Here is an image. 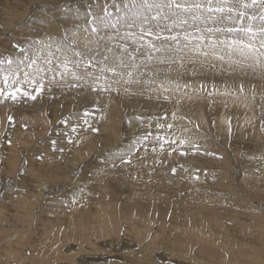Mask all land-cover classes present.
Segmentation results:
<instances>
[{
  "label": "rangeland",
  "instance_id": "1",
  "mask_svg": "<svg viewBox=\"0 0 264 264\" xmlns=\"http://www.w3.org/2000/svg\"><path fill=\"white\" fill-rule=\"evenodd\" d=\"M89 2L93 0H0V59L17 61L33 50L28 47L31 43L42 41L41 52L36 49L40 54L35 57L38 65L44 63L48 56L45 45H53L55 52L65 35L71 37L81 23L77 16ZM194 2L205 0H188L189 4ZM186 24H177L172 34L182 36L186 29L194 36L201 32L209 36L207 29L221 28H205L188 20ZM225 34L217 32L215 37L223 39ZM205 47L175 53L174 64L151 62L150 68L161 77L167 73L175 81L170 85L175 97L172 92L152 91L154 84L132 85L128 92L123 85H113L111 93L103 94L88 84L84 94L89 96L82 95L86 103L84 97L75 102L78 98H70L71 91L66 89L70 86L67 77L63 82L59 75L52 80L51 73L43 75L46 94L43 90L37 95L30 84L20 86L22 91L37 95L36 100L21 96L15 102L0 103V184L4 185L0 188V264H264V75L228 61L217 63L216 50L211 52L216 59H207L201 53L210 48ZM226 58L229 60L224 57V61ZM201 68L209 72L199 74ZM225 72L233 86L214 79ZM59 82L64 89L59 88ZM176 83L181 85L179 89ZM184 84L189 87L184 88ZM161 95L170 99H161ZM98 101L104 104L100 106ZM159 123L164 127H158ZM168 124L173 127L169 129ZM16 125L23 129L18 131ZM146 135L148 139H144ZM156 136L163 139L157 141ZM129 146L142 151L132 155ZM128 165L132 166L133 181L153 175L154 186L138 183L130 192V174L123 178L118 173ZM133 166L138 170L133 172ZM163 169H168L166 178L179 177L187 188L179 190L177 185L165 194L164 185L170 180L164 179L158 187L162 188L158 197L166 198L161 203L148 191L157 190L158 174ZM101 173L105 176L102 187L110 189L92 195L91 178ZM54 180L57 186L52 184ZM123 183L128 187H122ZM177 197L182 199L176 201ZM188 199L194 208L185 206Z\"/></svg>",
  "mask_w": 264,
  "mask_h": 264
},
{
  "label": "snow or ice",
  "instance_id": "2",
  "mask_svg": "<svg viewBox=\"0 0 264 264\" xmlns=\"http://www.w3.org/2000/svg\"><path fill=\"white\" fill-rule=\"evenodd\" d=\"M193 10L218 13L216 20L227 21V27L209 28V36H194L187 30L182 36L172 34L177 24L187 23V20L180 19V13ZM77 19L81 23L76 31L71 37L65 35L56 45L55 52L52 45L45 46L48 49V56L44 58L46 69L37 64L38 57L27 53L17 61L0 59V84L3 85L0 87V103L9 99L15 102L21 96L36 100L45 88V77L41 73L46 75L49 72L53 74V80L56 75L61 79L70 76L76 82L72 87H79L80 81L91 79L93 84L90 87L99 92L111 93L113 85H123V90L128 92L132 85L154 84L156 87L152 91L168 93L175 81L167 73L161 77L156 69L150 68L151 62L155 59L157 64H174V53L185 49L197 51L205 46L226 51L230 65L259 70L264 75V0H205L204 3L191 4L188 0H103L102 3L93 0ZM217 32L226 33L225 38H216ZM233 56L238 59L233 60ZM218 59L223 61L224 56ZM22 84L32 85L37 95L22 91L19 87ZM175 86L176 89L181 87L179 83ZM243 90L241 85L240 91ZM116 91L119 92V88ZM163 98L167 100L169 97L165 95ZM11 120L9 117V122ZM158 127L163 128L164 124L159 123ZM167 127L171 129L173 125ZM154 139L163 138L156 136Z\"/></svg>",
  "mask_w": 264,
  "mask_h": 264
},
{
  "label": "bare ground",
  "instance_id": "3",
  "mask_svg": "<svg viewBox=\"0 0 264 264\" xmlns=\"http://www.w3.org/2000/svg\"><path fill=\"white\" fill-rule=\"evenodd\" d=\"M25 1V0H24ZM33 1V0H32ZM38 1V0H37ZM57 2H58V0H56ZM60 1V0H59ZM29 2V1H28ZM27 2V3H28ZM31 3V2H30ZM200 3H203V2H200ZM8 6V5H7ZM58 13V12H57ZM46 15H47V13H46ZM180 16L182 17V18H184V19H186V20H188V21H190V22H192V24L193 23H196V22H199V24H201L202 23V26L204 25V27L206 28V27H215V26H220L221 28H223L221 25H224V27H225V24H226V22H220V21H218V20H216V17L217 16H219V14L217 13V14H210V13H207L206 11H196V10H193V12H191V13H180ZM209 16H211L212 18H207V17H209ZM183 20V19H182ZM76 21H78V20H76ZM81 22V21H80ZM171 23V22H170ZM59 24H61V22L59 23ZM64 24V23H63ZM69 24V23H68ZM71 24V23H70ZM190 24V23H189ZM62 25V24H61ZM77 25V24H76ZM187 25V24H186ZM73 26V25H72ZM182 26V25H181ZM226 26H227V24H226ZM75 27H73V29H74ZM180 28V27H179ZM193 28V27H192ZM201 28V27H200ZM199 28V29H200ZM66 29V28H65ZM76 29V28H75ZM201 29H203V28H201ZM201 29H200V31H201ZM68 30V29H67ZM181 30V29H180ZM186 30V29H185ZM192 30V29H191ZM204 30V29H203ZM189 31V30H188ZM198 31V30H197ZM200 31H198V32H200ZM67 32V31H66ZM176 33H177V30H176ZM66 34V33H65ZM167 34V33H166ZM179 34H181V33H179ZM200 34V33H199ZM199 34L197 35V36H199ZM201 34L203 35V33L201 32ZM226 35V34H225ZM46 40V39H45ZM31 41H32V38H31ZM40 41H41V39H40ZM61 42V41H60ZM33 44H35L34 46H33ZM41 44H42V41H41V43H39V44H36V43H31V46H28V47H31V48H33V50H29L30 52H28L27 54H29V55H34V56H37L38 54H40V49L42 48L41 47ZM45 45V44H44ZM46 46V45H45ZM35 47V48H34ZM52 47H53V45H52ZM208 47L206 46L205 47V49H207ZM38 50V51H40L39 53L37 52V51H35V50ZM216 50V57H217V60H218V57L219 56H221V55H223L224 57H228V55H227V52L226 51H220L221 49L220 48H216L215 49ZM215 50H213L212 48H209V50H204V51H202L201 53L204 55V57H206L207 59H214L215 57H214V54H211V52H215ZM45 52L47 53L48 52V50H47V48L45 47ZM46 53H45V55H46ZM183 53V52H182ZM205 53H207V55H205ZM175 54V53H174ZM173 54V55H174ZM175 56V55H174ZM233 59H238V57H236V56H233L232 57ZM187 59V58H186ZM185 59V60H186ZM216 59V58H215ZM38 60V59H37ZM220 60V59H219ZM186 61H188V60H186ZM228 61V58H226L225 59V61L223 60H220V62L219 61H216L217 63H225V62H227ZM39 66L40 67H42V68H47V65H45L44 63H40L39 64ZM157 71V70H156ZM202 71L204 72V74H206L205 72H209V70L208 69H206V68H201V70H200V73L199 74H201L202 73ZM259 71V70H258ZM189 72V71H188ZM260 72V71H259ZM187 73V72H186ZM51 74V72H49V73H47L46 75H45V73H41V75H44V76H46V77H48L49 75ZM203 74V73H202ZM208 74V73H207ZM48 75V76H47ZM186 75V74H185ZM185 75H184V77H185ZM190 75V74H189ZM209 75V74H208ZM228 75V73H222L221 75H218V76H215L214 77V79L216 80V82L218 81V80H221V81H224L223 82V84L224 85H231V86H233V83H228V78L226 79L225 77ZM207 76V75H206ZM50 78V77H49ZM190 78V77H189ZM36 79L37 80H39L40 79V77L39 76H37L36 77ZM52 79V78H51ZM67 79V81H68V83L70 84V86H67L66 87V89L68 90V91H71V94H70V98L72 97H75V98H78L77 100H75V102H80V100L82 99V101H83V98L82 97H84V96H82L83 94H84V92H86L87 90V85L88 84H93V81L91 80V79H87V80H82V81H80L79 82V84H80V86L79 87H72L71 85L73 84V83H76V82H74V81H72V79H71V77L69 76V77H67L66 78ZM47 80V79H46ZM53 80V79H52ZM57 80V79H56ZM185 80V79H184ZM61 81H62V79H61ZM60 81V82H61ZM44 82V81H43ZM47 82V81H46ZM46 82L44 83V84H46ZM58 81H56V83H57ZM58 83V84H60V87L59 88H61V89H64V87L62 88L61 87V83ZM63 82V81H62ZM187 82H188V79H187ZM235 82H237V81H235ZM234 82V83H235ZM221 83V82H220ZM50 84V83H49ZM48 84V85H49ZM218 84H219V82H218ZM243 84H245V83H243ZM242 84V85H243ZM48 85H46V86H48ZM235 85H236V83H235ZM234 85V86H235ZM240 85V84H239ZM246 85V84H245ZM245 85H243L244 87H245ZM21 86V85H20ZM19 86V87H20ZM23 86V85H22ZM21 86V87H22ZM50 86H52V85H50ZM55 86H56V84H55ZM57 86H59V85H57ZM63 86V85H62ZM237 86V85H236ZM29 87V86H28ZM138 87V86H137ZM145 87V86H144ZM48 88V87H47ZM58 88V90H60V93H61V89H59ZM90 88V87H89ZM92 88V87H91ZM28 89V88H27ZM50 89V88H49ZM48 89V90H49ZM117 89V88H116ZM46 89H44V91H45ZM57 89H55V91H56ZM76 90H78V91H76ZM86 90V91H85ZM28 91V90H27ZM44 91H43V93H44ZM47 91V90H46ZM45 91V93L44 94H46L47 92ZM50 91H51V89H50ZM137 91V90H136ZM140 92L142 91V89L141 90H139ZM150 91V90H149ZM148 91V92H149ZM175 91V90H174ZM173 90L172 91H170V92H172V94H173V92H174ZM30 92V91H29ZM33 92V91H32ZM147 92V91H146ZM176 92V91H175ZM52 93H55V92H52ZM95 93V92H94ZM97 93V92H96ZM155 93V92H154ZM50 94V93H49ZM66 94V93H65ZM68 94V93H67ZM67 94H66V96H67ZM90 94V93H89ZM89 94L88 95H86V94H84V95H86V96H89ZM102 94H103V92H102ZM118 94V93H117ZM135 94H137V93H135ZM146 94V93H145ZM159 95H160V93H159ZM93 96V95H92ZM104 96H105V94H104ZM131 96V95H130ZM145 96V95H144ZM165 96V95H164ZM163 96V97H164ZM91 97V96H90ZM89 97V98H90ZM148 97V95L146 96V98ZM161 97H162V95H161ZM163 97L161 98V99H163ZM173 97H175L174 96V94H173ZM180 97V96H179ZM85 99H84V101L86 100V97H84ZM105 98V97H104ZM150 98V97H149ZM88 99V98H87ZM100 99V98H99ZM98 99V100H99ZM102 99V98H101ZM152 99V98H151ZM170 99V98H169ZM179 99V98H178ZM96 100V99H95ZM103 100V99H102ZM105 100V99H104ZM119 100V99H118ZM140 100V99H139ZM145 100V99H144ZM149 100V99H148ZM153 100V99H152ZM151 100V101H152ZM58 101V100H57ZM60 101V100H59ZM87 101V100H86ZM86 101L84 102V103H86ZM90 101H92V100H90ZM141 101V100H140ZM61 102V101H60ZM71 102H72V100H71ZM88 102H89V100H88ZM96 102H97V100H96ZM99 103H100V101H98ZM118 102V101H117ZM147 103H149L148 101H146ZM179 102V101H178ZM181 102V101H180ZM143 103H145L144 101H143ZM187 103V102H186ZM78 104V103H77ZM90 104V103H89ZM98 104V103H97ZM101 104H104V102L103 103H100L99 105L101 106ZM153 104V103H152ZM152 104H150V105H152ZM32 105V104H31ZM68 105V104H67ZM84 105V104H83ZM90 105H92V104H90ZM107 105V104H106ZM121 105V104H120ZM194 105H196V104H194ZM79 106V105H78ZM85 106V105H84ZM95 106H98V105H95ZM99 106V107H100ZM145 106H146V104H145ZM223 106V105H222ZM59 107V106H58ZM57 106H56V109L58 108ZM62 107V106H61ZM91 107V106H90ZM92 107H94V106H92ZM152 106H150V108H151ZM193 107V106H192ZM223 107H225V106H223ZM5 108V107H4ZM66 108V107H65ZM68 108V107H67ZM96 108V107H95ZM147 108H148V106H147ZM159 108H161V107H159ZM163 108H165V107H162V109ZM219 108V107H218ZM39 109V108H38ZM61 109V108H60ZM74 110H75V108H73ZM156 109H158V108H156ZM220 109H222V108H220ZM154 110V109H153ZM164 110V109H163ZM173 110H174V108H173ZM60 111V110H59ZM70 111H71V109H70ZM162 111V110H161ZM56 112V111H55ZM57 112H58V109H57ZM63 112L64 113H66L64 110H63ZM74 112V111H73ZM75 112H76V110H75ZM163 112V111H162ZM170 112V111H169ZM172 112V111H171ZM220 112V111H219ZM11 113V112H10ZM97 113V112H96ZM95 113V114H96ZM48 114V113H47ZM170 114V113H169ZM220 114V113H219ZM37 115V114H36ZM77 115V114H76ZM75 115V116H76ZM89 115H90V113H89ZM142 115V114H141ZM172 115V114H171ZM42 116H43V114H42ZM143 116V115H142ZM1 117V116H0ZM39 117H41V116H39ZM47 117H48V115H47ZM77 117V116H76ZM35 118H37V117H35ZM34 118V119H35ZM45 118V117H44ZM66 118V117H65ZM64 118V119H65ZM68 118H69V116H68ZM90 118H92L91 116H90ZM30 119H31V117H30ZM87 119V118H86ZM15 120V119H14ZM33 121V120H32ZM34 121H36V120H34ZM39 121H40V119H39ZM51 121V120H50ZM93 121V120H92ZM22 122H24V121H22ZM59 122V121H58ZM26 123V122H25ZM29 123V122H28ZM40 123V122H39ZM46 123V122H45ZM51 123V122H50ZM55 123V122H54ZM203 123V122H202ZM15 124H18V123H15ZM14 124V125H15ZM47 124H49V123H46V125ZM31 125V124H30ZM33 125H34V123H33ZM5 126V125H4ZM41 126V125H40ZM110 126V125H109ZM144 126V125H143ZM146 126V125H145ZM16 127H17V129H18V131H20V130H22L23 129V126L22 125H16ZM31 127V126H30ZM153 127H157V125L156 124H153ZM39 128V127H38ZM46 128V127H45ZM94 128V127H93ZM145 129V128H144ZM14 130H16L15 128H14ZM32 131V130H31ZM21 132H23V131H21ZM110 132V131H109ZM112 132V131H111ZM128 133V132H127ZM13 134V133H12ZM19 134V133H18ZM24 134H25V132H24ZM24 134H22L21 133V135H24ZM29 134V133H28ZM60 134V133H59ZM21 135H20V137H21ZM26 135V134H25ZM128 135V134H127ZM105 136V135H104ZM19 137V136H18ZM28 137V136H27ZM33 137V136H32ZM24 138V137H23ZM140 138V137H139ZM29 139V138H28ZM37 140V139H36ZM130 142H131V140H129ZM16 142V141H15ZM148 142V141H147ZM146 142V143H147ZM132 143H134L133 141H132ZM131 143V144H132ZM149 143V142H148ZM117 144V143H116ZM125 144V143H124ZM136 144V143H135ZM158 144V143H157ZM9 147H11V146H9ZM130 147V153H132V155H136L135 153H140L142 150L139 148V149H135V148H133V147H131V146H129ZM123 148V147H122ZM137 148V147H136ZM125 149V148H124ZM118 150V149H117ZM121 150V149H120ZM80 151V150H79ZM79 151H77L76 153H79ZM122 151V150H121ZM120 151V152H121ZM148 152H150L151 153V151H148ZM11 153V152H10ZM10 153H9V155H10ZM80 153H81V151H80ZM118 153V152H117ZM156 153V152H155ZM13 154V153H12ZM25 154V153H24ZM119 154V153H118ZM148 155H150L149 153H147ZM75 155V154H74ZM78 155V154H77ZM108 155V154H107ZM109 155H110V153H109ZM112 155V154H111ZM151 155H153L152 153H151ZM161 155V154H160ZM159 155V157H161ZM164 155V154H163ZM162 155V156H163ZM17 156V155H16ZM76 156V155H75ZM144 156H146V155H144ZM10 157H11V155H10ZM10 157L8 158L9 160H10ZM76 157H78V156H76ZM129 157H131V156H129ZM128 157V158H129ZM165 157V156H164ZM15 158H17V157H15ZM65 158H67V157H65ZM122 158V157H121ZM127 157H125V160H127L126 159ZM133 158V156L131 157V159ZM162 159V158H161ZM167 159V158H166ZM137 160V159H136ZM14 161V160H13ZM134 161V160H133ZM133 161H131L132 162V164H133ZM153 161H155V159L153 160ZM104 162V161H103ZM106 162H108V161H106ZM105 162V163H106ZM118 162V161H117ZM135 162V161H134ZM150 163H152V161H149ZM34 163V162H33ZM61 163V162H60ZM111 163H112V161H111ZM178 163V162H177ZM131 164V163H130ZM148 164V163H147ZM155 164V163H154ZM157 164V163H156ZM7 165V164H6ZM116 165V164H115ZM118 165V164H117ZM119 165H120V162H119ZM137 165H138V163H137ZM142 165V164H141ZM145 165V164H144ZM36 166H37V164H36ZM129 166V165H128ZM176 166V165H175ZM21 167V166H20ZM103 167V169H104V166H102ZM124 167V166H123ZM132 167V166H131ZM130 166H129V168H126V167H124L125 169H122V170H120L118 173H119V175H122L123 174V178L129 173L130 174V176H131V173H130V171H132V168H131ZM134 167V166H133ZM142 167V166H141ZM9 168H11V164L9 165V166H7L6 167V169L5 170H7V169H9ZM109 168H110V166H109ZM145 167H143V169H144ZM146 168H147V165H146ZM159 168V167H158ZM23 169V168H22ZM61 169V168H60ZM112 169V168H111ZM134 170H133V172L135 171V170H138V169H135V167L133 168ZM98 170V169H97ZM97 170H95L94 172L95 173H97L98 171ZM113 170V169H112ZM158 170V169H157ZM168 170V169H167ZM167 170L166 169H163V173L162 172H159V174H158V176H159V180H158V183H156V186L157 187H155L157 190H155V191H148V192H150V193H152L153 195H155L154 197H158V193H160L162 190H160V189H162V188H160V189H158V187L159 186H161V185H163L164 184V179H167V180H170L166 185H164V187H166V190L165 191H163L165 194H166V191H168L167 189H169V188H171V187H174V186H177V185H179L178 187H179V190H181L184 186V190L186 191V188H187V185L185 184V182H184V180H179V177H176V178H166L165 177V173L167 172ZM178 170V169H177ZM176 170V171H177ZM49 171V170H48ZM54 171V170H53ZM97 171V172H96ZM101 171V170H100ZM153 171H155L154 169H153ZM18 172H19V170H18ZM25 172V171H24ZM27 172V171H26ZM132 172V173H133ZM143 172H145V170L143 171ZM180 172V171H179ZM189 172V171H188ZM30 173V172H29ZM28 173V174H29ZM48 173V172H47ZM47 173H44L43 171H42V174H45V175H47V176H49L50 174H47ZM108 173H109V171H108ZM136 173V172H135ZM190 173V172H189ZM11 174V173H10ZM34 174V173H33ZM144 174V173H143ZM153 174H154V172H153ZM182 174H184V173H182ZM108 175H110V174H108ZM107 175V176H108ZM119 175H117V180L119 181V182H121V178L122 177H120ZM133 175H135L134 173H133ZM145 175H147V173L145 172ZM157 175V174H156ZM172 175H173V173H172ZM36 176L38 177V174H36ZM129 176V178H128V181H130L131 183H129V185H130V187H128L125 183H123L122 184V187L124 186L125 188H127V189H129V191L131 192L132 191V189L134 188V186L136 185V184H138V183H140V185H144V186H154V181L152 182V180H154V176L152 175V177L151 178H148V177H146L145 179L144 178H139L138 176H136L135 178H137L138 177V181H133L132 180V176L130 177ZM157 176V177H158ZM40 177H41V175H40ZM39 177V178H40ZM53 177V176H52ZM79 177V176H78ZM103 177H105V176H103V174L101 173V175H99V174H96V176L94 177V176H92V178L91 179H93L94 180V182H93V184L90 186V193L92 194V195H94V194H104V192L106 193V190H109L110 189V187H102V183H103V181L101 180ZM128 176H126V178H127ZM168 177H169V175H168ZM181 177V176H180ZM208 177V176H207ZM210 177V176H209ZM213 177V176H212ZM245 177V176H244ZM42 178V177H41ZM49 178V177H48ZM57 178V177H56ZM62 178V177H61ZM80 178V177H79ZM115 178V177H114ZM125 178V179H126ZM184 178H185V176H184ZM31 179V178H30ZM35 179V178H34ZM45 179V178H44ZM59 179V178H58ZM75 179V178H74ZM108 179V178H107ZM106 179V181H108ZM158 179V178H157ZM183 179V178H182ZM189 179V178H188ZM195 179H196V177H195ZM78 180V179H77ZM105 180V179H104ZM148 180V183H146V181ZM155 180H156V178H155ZM166 180V181H167ZM189 180H191V179H189ZM193 180V179H192ZM8 181V180H7ZM12 181V180H11ZM56 181H57V179H56ZM54 182H55V180L53 181V185H54ZM59 182V181H58ZM71 182V181H70ZM69 182V183H70ZM162 182H163V184H162ZM205 182V181H204ZM11 183V182H10ZM9 183V184H10ZM32 183H33V179H32ZM72 183V182H71ZM73 183H74V181H73ZM73 183H72V185H73ZM78 183V182H77ZM76 183V184H77ZM118 183V182H117ZM194 183H195V181H194ZM9 184H7V186H9L10 187V185ZM39 184H40V182H39ZM55 184H56V182H55ZM59 184V183H58ZM198 184V183H197ZM61 185V184H60ZM71 185V186H72ZM139 185V186H140ZM55 186V185H54ZM56 186H57V184H56ZM64 186V185H63ZM74 186V185H73ZM143 186V187H144ZM36 187V186H35ZM69 187V186H68ZM87 187H89V185L87 186ZM163 187V188H164ZM198 187V186H197ZM199 187L201 188V186L199 185ZM0 188H4V185H2V184H0ZM32 188V187H31ZM30 188V189H31ZM67 188V187H66ZM71 188V187H70ZM69 188V189H70ZM80 188V187H79ZM121 188V187H120ZM140 188V187H139ZM142 188V187H141ZM155 188H152V190L153 189H155ZM176 188V187H175ZM6 190H7V188H5ZM42 189V188H41ZM74 189V188H73ZM145 190H146V188H144ZM165 189V188H164ZM193 189V188H192ZM196 189V188H195ZM194 189V190H195ZM198 190H199V188H197ZM205 189V188H204ZM207 189H208V187H207ZM85 190V189H84ZM121 190V189H120ZM8 191V190H7ZM57 191V190H56ZM95 191H97V192H95ZM119 191V190H118ZM133 191H134V189H133ZM39 192V191H38ZM82 192V191H81ZM89 192V191H88ZM194 192V191H193ZM201 192V191H200ZM53 193H55V192H53ZM77 194H78V192H76ZM127 193H128V191H127ZM185 193V192H184ZM190 193H191V191H190ZM195 193V192H194ZM197 193V192H196ZM195 193V194H196ZM8 194V193H7ZM10 194V193H9ZM131 194V193H130ZM168 195L167 196H169L170 198L171 197H173V196H171V194L170 193H167ZM200 194V193H199ZM198 194V195H199ZM5 195V194H4ZM3 195V196H4ZM55 195V194H54ZM123 195V194H122ZM125 195H127L126 194V192H125ZM132 195V194H131ZM189 195V194H188ZM188 195H186V196H188ZM190 195H192V194H190ZM194 195V194H193ZM204 195V194H203ZM57 196V195H56ZM86 196H88V195H86ZM101 196V195H100ZM128 196V195H127ZM127 196H126V198H127ZM55 197V196H54ZM69 197H71V196H69ZM84 197V196H83ZM125 197V196H124ZM123 197V198H124ZM89 198V197H88ZM130 198V197H129ZM182 199L181 197H177L176 198V201H178V199ZM206 198V197H205ZM105 199V198H104ZM184 199V198H183ZM196 199V198H195ZM198 199V198H197ZM37 200V199H36ZM46 200V199H45ZM99 200V199H98ZM102 200V199H101ZM157 200L159 201V202H164V201H166V198L165 199H160L159 197L157 198ZM16 201V200H15ZM86 201V200H85ZM103 201V200H102ZM196 201V200H195ZM194 201V202H195ZM199 201V200H198ZM14 202V201H13ZM27 202V201H26ZM125 202V201H124ZM188 203H186L185 204V206H187L188 208H194V206H193V204H192V200L190 201V199H188V201H187ZM204 202V201H203ZM173 203V202H172ZM179 203H180V201H179ZM54 204V203H53ZM129 204V203H128ZM198 205H200V203H197ZM201 204H202V202H201ZM13 205H15V202H14V204ZM12 205V206H13ZM25 205V204H24ZM29 205V204H28ZM197 205V206H198ZM16 206V205H15ZM196 206V208H198ZM204 206V205H203ZM14 207V206H13ZM21 206H18V209L20 208ZM40 207V206H39ZM59 207V206H58ZM78 207H79V205H78ZM170 207V206H169ZM5 208V207H4ZM72 208V207H71ZM171 208V207H170ZM15 209V208H14ZM17 209V208H16ZM52 209H53V207H52ZM153 209V208H152ZM203 209V208H202ZM39 210V209H38ZM154 210V209H153ZM205 210V209H204ZM11 211H13V210H11ZM201 211V210H200ZM76 213V212H75ZM90 213V212H89ZM92 213V212H91ZM194 213V212H193ZM195 214V213H194ZM57 215V214H56ZM190 215V214H189ZM189 217V216H188ZM161 219V218H160ZM196 219V218H195ZM70 220V219H69ZM72 220V219H71ZM82 220V219H81ZM197 220V219H196ZM75 221V220H74ZM182 221V220H181ZM61 222V221H60ZM81 222V221H80ZM179 223V222H178ZM189 224V223H188ZM174 225V224H173ZM193 228H195V227H193ZM115 229V228H114ZM124 229V228H123ZM122 229V230H123ZM203 229V228H202ZM55 230V229H54ZM61 232V231H60ZM101 232V231H100ZM99 233V232H98ZM203 233V232H202ZM201 233V234H202ZM72 234H73V232H72ZM81 235L83 236V233H81ZM80 235V236H81ZM96 235V234H95ZM195 236V235H194ZM91 237V236H90ZM95 237V236H94ZM93 237V238H94ZM118 238V237H117ZM7 240V239H6ZM9 240V239H8ZM7 240V241H8ZM15 240V239H14ZM205 240V239H204ZM58 241V240H57ZM76 241V240H75ZM78 242V241H77ZM76 242V243H77ZM88 242V241H87ZM147 242V241H146ZM60 243V242H59ZM69 243V242H68ZM67 243V244H68ZM150 243V242H149ZM189 243V242H188ZM79 244V243H78ZM143 244H144V241H143ZM178 244V243H177ZM58 245V244H57ZM73 245V244H72ZM90 245V244H89ZM88 245V246H89ZM106 245V244H105ZM152 245V244H151ZM156 245V244H155ZM79 246H80V244H79ZM110 246V245H109ZM171 246V245H170ZM173 247V246H172ZM78 248V247H77ZM94 248V247H93ZM169 248V247H168ZM74 250V249H73ZM72 250V251H73ZM95 250V249H94ZM181 250V249H180ZM62 251V250H61ZM4 252V251H3ZM2 252V253H3ZM141 252V251H140ZM181 252V251H180ZM185 252V251H184ZM194 252V251H193ZM78 253V252H77ZM125 253V252H124ZM182 253V252H181ZM5 254V253H4ZM104 254V253H103ZM138 254V253H137ZM149 254V253H148ZM173 254V253H172ZM61 255V254H60ZM110 255V254H109ZM130 255H132V254H130ZM96 256V255H95ZM149 256V255H148ZM66 257V256H65ZM180 257V256H179ZM135 258V257H134ZM179 259V258H178ZM181 259H183L182 257H181ZM185 259V258H184ZM10 261V260H9ZM176 262H177V260H176ZM179 262V261H178ZM190 262H191V260H190ZM219 262V261H218ZM217 262V263H218ZM256 262V261H255ZM104 263V262H103ZM127 263V262H126ZM69 264V263H68ZM81 264H84V263H81ZM107 264V263H106ZM180 264V263H179ZM188 264V263H187ZM196 264V263H195Z\"/></svg>",
  "mask_w": 264,
  "mask_h": 264
}]
</instances>
